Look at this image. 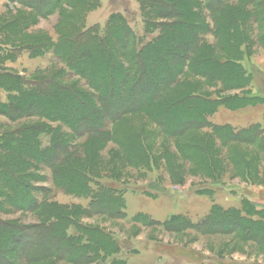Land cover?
<instances>
[{
	"label": "rangeland",
	"instance_id": "rangeland-1",
	"mask_svg": "<svg viewBox=\"0 0 264 264\" xmlns=\"http://www.w3.org/2000/svg\"><path fill=\"white\" fill-rule=\"evenodd\" d=\"M25 1L0 0V74L6 71L32 80L61 72V85L87 94L108 117L116 110L118 97L107 95L109 87L101 85L105 103L113 101L115 105L100 106L97 91L76 73L83 63L58 59L52 52L54 46L61 44V49L66 42L78 46L84 34L104 37L113 20L114 25L118 21L120 28H130L148 43L159 35L157 23L185 21L178 11V15L172 11L174 18L154 19L157 3L172 4L171 0H32V5L31 0ZM196 2L193 12L204 26L202 47L216 62L207 69L209 77L186 70L169 91L185 96L194 93L193 109H174L162 119L148 110L127 114L114 124L106 120L107 133L98 140L74 131L61 120L37 116L17 120L7 111L0 113V139L17 136L29 126L50 127L63 134L65 141L77 148L78 164L95 176L92 191L118 197L112 196L124 208L125 216L103 205L102 213L91 210L92 197L66 190L50 164L34 163L31 168L36 176L29 181L35 190L31 194L40 203L44 194L47 197V206L39 211L13 209L9 203H15L17 193L10 194L0 184L2 223L35 228L50 220L56 226L49 217L52 213L69 215L76 224L68 229L69 235L77 236V228L83 227L96 231V237L105 241L101 248L91 245L93 253L82 257L69 249L58 253L63 242L37 231L34 246L49 248L52 258L34 264H264V10L248 11L235 2H225L226 12L215 15L211 1ZM47 5L53 7L48 10ZM228 9L242 19L235 34L228 33L224 24ZM243 13L251 18L244 19ZM114 28L115 32L119 29ZM121 36L131 39L124 32ZM126 40L121 42L128 47ZM39 44L51 50L34 57L32 49H22L38 48ZM90 49V56H84L86 65L96 76L103 74L112 62L108 52L101 53L103 48L97 42H92ZM226 61L236 62L239 81H227L222 69ZM92 79L100 83L95 76ZM0 98L6 102L8 94L0 90ZM198 101L204 102L201 108ZM192 111L200 117H194ZM83 113L88 119V111ZM186 113L189 115L184 116ZM175 118L180 124L168 125L167 120ZM96 121L91 117L76 125L82 132L97 128ZM217 131L232 140L225 143L214 135ZM43 143L48 145L46 137ZM13 159L12 154L0 151V166L17 167ZM6 183L14 188L17 182ZM33 244L18 245L13 252H8L11 245L6 244L3 255L12 264H28L25 256Z\"/></svg>",
	"mask_w": 264,
	"mask_h": 264
},
{
	"label": "trees",
	"instance_id": "trees-1",
	"mask_svg": "<svg viewBox=\"0 0 264 264\" xmlns=\"http://www.w3.org/2000/svg\"><path fill=\"white\" fill-rule=\"evenodd\" d=\"M28 1L30 2V0ZM196 1L171 0L172 4L158 2V6L154 8L156 11L152 8L154 19L174 18L172 11H175V14L178 11L179 15L182 16L179 17L185 21L174 25L157 23L159 35L153 42L144 43L135 31L125 26L120 28L118 21H115L117 25H114L113 20L111 23L112 27L109 28L110 31L104 37H98L94 33L84 34L87 37L82 34L83 38L80 37L79 39L83 40V43L78 46L73 45L72 42H66L61 46V49L59 48L61 44L58 47L54 46L52 52L58 59L69 58L70 61L74 60L77 64L83 63V68L76 67V73L82 76L87 81V84L97 91L98 97H100V106L103 104L105 107L106 104L108 106L115 105L113 101L105 103L101 85L109 87V90H104L107 95L118 97L119 103L115 105L114 108L116 110L112 112L111 117L102 115V111L90 102L92 98L87 94L74 89V87L70 88L61 85L59 82L63 77L61 72L54 73L48 78L40 79L36 77L32 80H27L19 74L10 76L11 74L6 71L0 74V90H4L8 94L6 102L0 98V113L5 114L7 111L8 113H6L11 118L17 120L33 116L43 119L61 120L65 124L69 123V126L72 125L74 131L98 140L107 133L108 123H106V120H111L110 122L114 124L127 114L146 113L148 110H152L157 119L158 117L162 119L165 118L164 115L167 112L174 109H193L197 100V96L194 93L185 96L174 91L169 93V91L179 83L180 77L185 74L186 70H190V72L199 76L209 77L210 74H208L207 69L216 62L211 54L205 53L201 44L204 26H201L199 21H197L196 14L193 12V8L197 4ZM210 1V10L215 15L226 12L224 11L226 9L223 8L225 2L228 4L235 2L248 11L264 10V0H208V2ZM21 3L25 4L27 2L21 0ZM33 3L31 0L29 4L32 5ZM51 6L53 7V5H47L46 9H51ZM227 13L229 18L226 19L227 21L224 24L228 28V33L233 31L235 34L237 32V24L241 18L236 17L230 9H228ZM247 17L248 19L251 18L243 13V18ZM114 26L119 28L120 32L116 31L119 34L115 32ZM123 32L124 36H130L131 39L126 40L122 37L121 33ZM177 32L179 33L177 34ZM111 40H114L115 43L109 45ZM121 40H126L129 43L128 47ZM92 42L93 44L97 42L101 45V48H103L101 53L103 52L104 54L107 51L108 57L112 60L108 69H103V74L97 76L92 69L88 68L86 65L88 62L84 59L85 55L90 56ZM79 47L83 50H79ZM108 47H110L109 50H106ZM25 48L32 49L30 51L34 54V57L44 56L47 50H51L50 47L47 48L40 44L38 48L22 47L24 50ZM122 51L126 53L123 55ZM224 64L226 66L223 65L222 69L227 81H239V73L234 68L236 62L226 61ZM94 76L99 79L100 83L93 81L92 78ZM202 102L198 101L197 105L199 108H201ZM85 111H88L90 115L88 119L92 117L93 119L95 118V121L97 120V128L82 129L83 131L81 132V128H78L76 124L80 123V121L84 123V121L88 120L86 119V114L83 113ZM183 115L186 116L189 113ZM192 115L197 118L200 117L199 112L192 111ZM167 122L170 126L180 124L177 118L167 120ZM213 129L217 128L214 127ZM218 132H214L216 137H219L225 143L230 142L229 138L231 139V137L227 133L219 134ZM231 134L234 133L232 132ZM44 137L47 138L48 145H44ZM65 140L64 135L59 133V131L45 126L41 128L39 126H29L21 129L17 136H1L0 151L12 154L13 160L17 162V167L7 163H4V167L0 166V184L5 186L10 194L17 193L15 203H9L12 205L11 207L23 212H35L47 206L46 195H43L41 203L37 201L35 195L31 194L35 190L29 183L36 177L31 172L34 163H42V165L50 164L53 166L56 177L62 180V183L67 188L66 190H70L75 196L92 197L91 210L98 209L99 213H102L103 211L100 209H105L103 207L105 206L110 207L111 211L117 210V215L125 216L123 213L124 208L117 205L116 200L112 198L113 195L106 196L102 190L98 193L92 191L91 183L95 176L90 174L91 171H85L83 165L78 164L77 148H72L68 140ZM8 180L17 182L14 188L6 183ZM0 195L2 196V194ZM114 198L118 199L116 196ZM52 214L49 217H52L53 222H57L56 224L58 225L56 226H53L54 224L51 225L50 220L35 228L30 226L10 227L0 221V262L12 264L3 255L5 252L4 245H9L10 243L11 246L7 249L8 252H13L12 249L15 251L17 249L15 247L18 245L20 247L29 246L28 244L32 245L38 238L37 231L40 233L42 230L52 239L57 240L58 243L62 244L63 242L56 249L58 253L69 249L78 253V256L86 257L85 255L92 254L94 251L89 248L91 245L96 248H101L103 244L105 246L103 238L98 239L96 237V234L99 233L83 227L77 228V236L69 235L68 229L72 226L75 227V222L70 220L69 215L61 216L55 213L53 216ZM29 250L25 256V262L28 264L39 263L52 258L51 250L43 245L34 246L33 244Z\"/></svg>",
	"mask_w": 264,
	"mask_h": 264
}]
</instances>
